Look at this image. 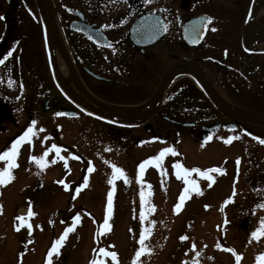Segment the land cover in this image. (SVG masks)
<instances>
[{
  "label": "flooded vegetation",
  "instance_id": "flooded-vegetation-1",
  "mask_svg": "<svg viewBox=\"0 0 264 264\" xmlns=\"http://www.w3.org/2000/svg\"><path fill=\"white\" fill-rule=\"evenodd\" d=\"M258 2L0 0L5 17L0 58L15 49L0 65V120L20 105L26 117L48 121L57 132L63 121L77 120L69 125L77 133L112 134L120 150L142 155L139 163L151 158L149 151L164 148L169 134L199 143L222 131L230 134L220 144L248 141L264 154V145L254 139L264 138V125L250 122L264 118V24L256 31ZM9 80L10 96L3 91L11 87ZM72 90L118 112L142 109L150 115L139 125L121 119L110 123L83 112L79 102L92 107ZM147 133L165 138L157 143ZM229 137L239 139L226 143ZM248 161L260 166L248 180L243 199L248 205L237 200L240 174L227 203L246 210L248 217L237 222L241 226L259 224L264 217V208L257 207L264 204V156Z\"/></svg>",
  "mask_w": 264,
  "mask_h": 264
},
{
  "label": "rangeland",
  "instance_id": "rangeland-1",
  "mask_svg": "<svg viewBox=\"0 0 264 264\" xmlns=\"http://www.w3.org/2000/svg\"><path fill=\"white\" fill-rule=\"evenodd\" d=\"M12 87L4 93L10 96ZM32 120L37 124L31 125ZM74 124L78 121H63L57 132L48 121L26 117L20 105L15 121L0 130L3 153L29 126L34 129L13 161L0 160V170L9 163L16 165L10 169L12 178L0 185V264H49L48 253L68 227L73 231L52 254L51 264H92L93 260L97 264H192L193 259L198 264H237L236 255L241 257L239 264H264L258 260L264 256V236H251L259 224L237 223L248 217L240 207L248 205L243 200L249 193L248 180L260 167L248 159L264 156L259 146L242 140L232 147L220 144L218 140L230 134L222 131L199 143L169 134L166 146L160 148H172L174 153H165L159 162L152 160L140 173L141 163L136 159L142 155L127 147L120 150L112 134L91 129L79 134L69 126ZM145 136L157 143L165 138L155 133ZM52 145L60 149L59 154ZM160 148L149 151L148 156H158ZM113 165L122 168L124 175L113 178ZM211 168L222 171L208 172ZM239 174L243 177L237 200L243 204L229 208L225 202L233 195ZM110 192L111 214L107 211ZM181 195L185 196L183 203ZM177 203H181L179 212L175 210ZM77 215L79 221L75 220ZM106 219L107 229L103 227ZM225 220L229 224L221 223ZM145 228L150 232L145 234ZM141 234H145V245L151 252L146 250L137 259ZM181 236L187 239L181 240ZM102 248L116 252V260L101 253ZM196 251L201 252L199 258Z\"/></svg>",
  "mask_w": 264,
  "mask_h": 264
},
{
  "label": "snow or ice",
  "instance_id": "snow-or-ice-1",
  "mask_svg": "<svg viewBox=\"0 0 264 264\" xmlns=\"http://www.w3.org/2000/svg\"><path fill=\"white\" fill-rule=\"evenodd\" d=\"M113 2H115V0H113ZM146 2H148V0H146ZM69 11H72V9H69ZM4 19H5V17H4L3 15H0V20H4ZM208 19H209V21H211L212 18L209 17ZM104 27L107 28V27H110V25H105ZM162 28H163V31L166 32V31L168 30V26H167V24L163 25ZM212 30H213V31H216L215 28H213ZM90 38H91V37H90ZM2 39H3V37L0 36V40H2ZM15 43H18V41H16ZM108 46H109V47H113V45L111 44V42L108 44ZM14 51H15V49L13 48V49L9 50V51L3 56V58H0V65H5V61L9 60V58L13 56V52H14ZM113 51H115V48H113ZM225 54H227V50H225ZM8 83H9V85L11 86V85L13 84V81H12V80H9ZM22 88H23V86H22V84H21V89H22ZM16 99H20V97H17ZM57 115H61V113H57ZM89 115H92V113H89ZM36 124H37V121H36V120H32V121H31V125H36ZM41 131H43V129H41ZM33 134H34V129H33V127L29 126V127L27 128V130L23 133V135L19 136V138H18L17 140H15L14 143L11 144V147H10L7 151H5V152H3L2 154H0V160H5V159L7 158L9 161H13V160L15 159V157L17 156V150H18L19 147L21 146L22 142H24V141H26V140H29L30 137H31ZM208 139L211 140L212 137L210 136V137H208ZM233 139H239V137H229L225 142H226V143H231V141H232ZM254 139L258 140V142H259L261 145H264V138H260V137L257 136V137H254ZM52 147L55 148L56 151H57V154H59L60 149L57 148L56 145H52ZM174 151H175V150L172 149V148H165V149H163V150L159 153L158 156L153 157V158H151L150 160H145L144 162H142V163L138 166V167H139V171H140V173H143V172H144V170H145V165H146V164H150V163L152 162V160H156L157 162H159V161L162 159V157L164 156L165 153H168V152H173V153H174ZM45 155H47V153H45ZM32 159L35 160V159H37V157H32ZM41 159H42V158H41ZM236 163H237V165L239 166V164H240V159H239V158H237ZM15 166H16V165H15L14 163H9L8 168L3 169V170H0V185L5 184V183L7 182L8 179H11V178H12V174H11V172H10V169H11L12 167H15ZM175 167H176L177 169H179V168L181 167V165L177 164V165H175ZM113 168H114L113 178H115V176H117V175H121V176L124 175V171H123L122 168H118V167H116L115 165H113ZM194 171H199V169H194ZM220 171H222V170L219 169V168H211V169L208 170V172H220ZM184 172H185V174H187L188 170H187V169H184ZM179 175H180V173L177 172V176H179ZM205 175H207V174H205ZM207 179H208L209 181H213V177H212L211 175H207ZM125 181L127 182V177H126V176H125ZM109 182L111 183V181H109ZM187 182H188V183H192L191 181H187ZM86 183H87V180H85V184H86ZM209 187H211V184L209 185ZM77 191H79V190L77 189ZM188 191H189L188 188H185V189H184V192H185V193H187ZM201 194H202V193H201ZM233 195H235V191L233 192ZM184 199H185V196H184V195H181V196L179 197V200H180L181 203H183ZM141 202H142V203L144 202V193H143V192H141ZM181 203H177V204L175 205V210H176L177 212L180 211ZM225 203H228V201H226ZM206 207H208V206L206 205ZM257 207L264 208V204H258ZM0 211H2V205H0ZM107 211H108L109 214H111L112 211H113V198H112V193H111V192L108 194V197H107ZM29 215H31V213H29ZM140 216H141V219H143V218H144V212H141ZM75 220H76V221H79V220H80V216L77 215V216L75 217ZM227 222H228V221L225 220V223H227ZM103 227L106 228V229L109 227V222H108L107 219L104 221V225H103ZM72 231H73V227H68V228H66V229L64 230L63 235H62L59 239H57V240L55 241V244L52 246L51 251L48 253L49 258H50V259H49V264H51V257H52V254L58 251V246H60V245L62 244V242L65 240V238L68 236V234L71 233ZM148 232H150V229L145 228L144 233L146 234V233H148ZM145 234H141V235H140V238H139V242H140V246H141V247H140L139 251H137V252L135 253L137 259H138V258L141 256V254L144 253L146 250H147L148 252H151V249L146 248V245H145ZM251 236L254 237V238H259L260 236H264V217H262V218L260 219V221H259V227L256 228V230H254V231L251 233ZM180 239H181V240H185V239H187V237H186V236H181ZM192 247H193V249L195 250L196 246H195L194 244H193ZM216 247L219 248L220 245L217 244ZM227 251H229V252H235L234 249H227ZM100 252L103 253L105 256H110L113 260H116V257H117V253H116V252H114V251H113V252H107V251H105L103 248L100 249ZM200 256H201V252H200V251H196V252H195V257H196V258H199ZM210 259H211V258H210ZM240 259H241V257H240L239 255H236V261H237V264H239ZM258 260L261 261V262H264V256H261L260 258H258ZM92 264H97V261H96V260H93V261H92ZM134 264H136V262H134ZM192 264H198V260H197V259H193Z\"/></svg>",
  "mask_w": 264,
  "mask_h": 264
},
{
  "label": "bare ground",
  "instance_id": "bare-ground-1",
  "mask_svg": "<svg viewBox=\"0 0 264 264\" xmlns=\"http://www.w3.org/2000/svg\"><path fill=\"white\" fill-rule=\"evenodd\" d=\"M255 23H256V31L259 32V30H262V26L264 24V0H259L258 6L256 8V15H255ZM65 74L67 73V70L64 69L62 70ZM74 91L73 94L79 98L83 103L88 104L91 106L93 110L99 111L100 113L109 115L115 119H121L124 121H137L141 119L143 116L144 111L142 109L137 110V109H127L123 110L121 112H118V109L116 108H111V107H103L95 103L88 102L83 99V97L80 96V94L76 90Z\"/></svg>",
  "mask_w": 264,
  "mask_h": 264
},
{
  "label": "water",
  "instance_id": "water-1",
  "mask_svg": "<svg viewBox=\"0 0 264 264\" xmlns=\"http://www.w3.org/2000/svg\"><path fill=\"white\" fill-rule=\"evenodd\" d=\"M156 100H157V99H155V100L152 102V103H153V104H152V107H154V104H155ZM78 106H79V108H80L82 111L86 112L87 114L92 113V116H94V117H97V118H100V119H103V120L109 121V122H111V123H115V120H114V119L109 118V117L105 116L104 114L99 113L98 111H95V110H93V109H91V108L85 106L84 104H81L80 102H79ZM149 115H150V111H149L147 114L144 115V117L142 118V120H141L140 122H138V124L145 122V121L148 119ZM250 121H251V122H254V123L264 124V120H250ZM214 128H215V127L211 128V129H214Z\"/></svg>",
  "mask_w": 264,
  "mask_h": 264
},
{
  "label": "trees",
  "instance_id": "trees-1",
  "mask_svg": "<svg viewBox=\"0 0 264 264\" xmlns=\"http://www.w3.org/2000/svg\"><path fill=\"white\" fill-rule=\"evenodd\" d=\"M13 116H10L8 118H4V120L2 121V124H5L7 121H10V120H13ZM3 127L0 125V130L2 129Z\"/></svg>",
  "mask_w": 264,
  "mask_h": 264
}]
</instances>
